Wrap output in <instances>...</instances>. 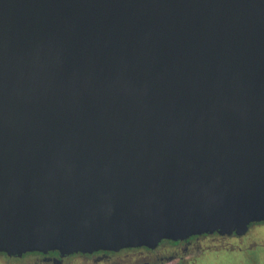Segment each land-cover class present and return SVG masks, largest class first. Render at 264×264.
<instances>
[{"label": "water", "instance_id": "95a60500", "mask_svg": "<svg viewBox=\"0 0 264 264\" xmlns=\"http://www.w3.org/2000/svg\"><path fill=\"white\" fill-rule=\"evenodd\" d=\"M259 222L264 0H0L1 254Z\"/></svg>", "mask_w": 264, "mask_h": 264}, {"label": "flooded vegetation", "instance_id": "af4514ba", "mask_svg": "<svg viewBox=\"0 0 264 264\" xmlns=\"http://www.w3.org/2000/svg\"><path fill=\"white\" fill-rule=\"evenodd\" d=\"M264 222L251 223L243 235H199L181 241L161 240L151 248H126L116 252H94L59 257L57 252L29 253L20 258L0 253V264H227L224 257L238 264L255 263L254 253L264 251V242L255 233ZM258 242V243H257ZM241 255V256H240ZM239 257V258H238ZM205 261V262H204Z\"/></svg>", "mask_w": 264, "mask_h": 264}, {"label": "rangeland", "instance_id": "374dc122", "mask_svg": "<svg viewBox=\"0 0 264 264\" xmlns=\"http://www.w3.org/2000/svg\"><path fill=\"white\" fill-rule=\"evenodd\" d=\"M255 233L260 236L261 238V242H264V226L263 227H258L255 229ZM258 243V242H257ZM241 256V255H240ZM232 256L229 257H224L225 259H227V264H238L237 261L233 258H230ZM253 257H256L255 263L258 262V264H264V251L262 252H256L254 253ZM239 258V257H238ZM205 262V261H204ZM210 263V260H208L207 262L203 263V264H207Z\"/></svg>", "mask_w": 264, "mask_h": 264}]
</instances>
